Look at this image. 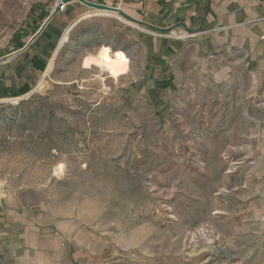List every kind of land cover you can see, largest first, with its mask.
Listing matches in <instances>:
<instances>
[{
  "label": "rangeland",
  "instance_id": "374dc122",
  "mask_svg": "<svg viewBox=\"0 0 264 264\" xmlns=\"http://www.w3.org/2000/svg\"><path fill=\"white\" fill-rule=\"evenodd\" d=\"M38 1L0 0V57L44 22ZM83 14L0 63V195L40 225L47 263L264 264V69L238 49L149 87L165 75L149 40L169 32ZM102 46L125 71L87 64Z\"/></svg>",
  "mask_w": 264,
  "mask_h": 264
},
{
  "label": "crops",
  "instance_id": "0c3cea01",
  "mask_svg": "<svg viewBox=\"0 0 264 264\" xmlns=\"http://www.w3.org/2000/svg\"><path fill=\"white\" fill-rule=\"evenodd\" d=\"M61 1L37 2L45 15L44 19ZM89 1L126 9V12L146 25L138 22L139 24L169 32L149 40L150 62L145 65V69L151 73H165L163 78L157 76V79H153L157 83L149 87L176 88L182 70L199 74V71H206L215 64L217 57L237 52L238 49L248 50L250 68L253 69L254 65L264 69V0ZM65 4V9L44 30L46 37L55 43L68 23L82 17L90 8L79 1ZM178 23H185L191 32L183 27L172 29ZM55 46L53 44V48ZM88 55L93 54L85 55L83 62ZM161 64L166 66V71L162 70ZM19 209L15 208L13 199L0 195V264H48L47 237L40 225L25 219ZM52 240L48 238V243ZM52 262L49 259V263Z\"/></svg>",
  "mask_w": 264,
  "mask_h": 264
},
{
  "label": "water",
  "instance_id": "95a60500",
  "mask_svg": "<svg viewBox=\"0 0 264 264\" xmlns=\"http://www.w3.org/2000/svg\"><path fill=\"white\" fill-rule=\"evenodd\" d=\"M72 1H79L85 5L93 8V9H97L100 11L115 12V13H118L125 18L132 20V21L143 23L142 21L135 19L128 12H126L124 9H122L118 6H112V5H107V4H103V3H96L93 1H89V0H62L61 2H59L54 7V9L50 13V15L44 20V22L41 24L39 29L29 38V40L25 43V45L22 46L18 50L9 52V53L5 54L4 56L0 57V63H3V62H5L11 58L18 56L19 54L25 52L36 41V39L43 33V31L45 30L47 25L51 22V20L61 12L62 4L69 3ZM143 24L146 25L145 23H143ZM179 27H183V28L187 29L189 32H191V29L185 23L175 24L172 26V29H177Z\"/></svg>",
  "mask_w": 264,
  "mask_h": 264
},
{
  "label": "bare ground",
  "instance_id": "6f19581e",
  "mask_svg": "<svg viewBox=\"0 0 264 264\" xmlns=\"http://www.w3.org/2000/svg\"><path fill=\"white\" fill-rule=\"evenodd\" d=\"M129 59L122 50L113 51L110 46H102L95 56L87 59V64L93 63L108 66L114 75H119L126 70Z\"/></svg>",
  "mask_w": 264,
  "mask_h": 264
},
{
  "label": "built area",
  "instance_id": "2783aa9c",
  "mask_svg": "<svg viewBox=\"0 0 264 264\" xmlns=\"http://www.w3.org/2000/svg\"><path fill=\"white\" fill-rule=\"evenodd\" d=\"M65 6H66V4H62L61 10H64L65 9Z\"/></svg>",
  "mask_w": 264,
  "mask_h": 264
}]
</instances>
